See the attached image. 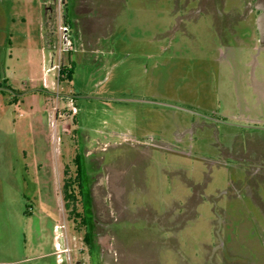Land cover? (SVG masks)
Returning a JSON list of instances; mask_svg holds the SVG:
<instances>
[{"label":"rangeland","instance_id":"1","mask_svg":"<svg viewBox=\"0 0 264 264\" xmlns=\"http://www.w3.org/2000/svg\"><path fill=\"white\" fill-rule=\"evenodd\" d=\"M0 264H264V0H0Z\"/></svg>","mask_w":264,"mask_h":264},{"label":"trees","instance_id":"2","mask_svg":"<svg viewBox=\"0 0 264 264\" xmlns=\"http://www.w3.org/2000/svg\"><path fill=\"white\" fill-rule=\"evenodd\" d=\"M78 170H79V167H78ZM78 173H79V172H78ZM78 178L81 179V174H80V173H79ZM65 185H66V184H65ZM80 186H81V187H79V192H80V194L82 195V197L84 198L85 195H84L83 192H82V184H80Z\"/></svg>","mask_w":264,"mask_h":264},{"label":"bare ground","instance_id":"3","mask_svg":"<svg viewBox=\"0 0 264 264\" xmlns=\"http://www.w3.org/2000/svg\"><path fill=\"white\" fill-rule=\"evenodd\" d=\"M59 237H60V236H59ZM56 246H57V247L59 246V248L61 247L59 241H58V244H56ZM60 251H61V250H60Z\"/></svg>","mask_w":264,"mask_h":264},{"label":"water","instance_id":"4","mask_svg":"<svg viewBox=\"0 0 264 264\" xmlns=\"http://www.w3.org/2000/svg\"><path fill=\"white\" fill-rule=\"evenodd\" d=\"M64 42H66V37L64 38Z\"/></svg>","mask_w":264,"mask_h":264},{"label":"flooded vegetation","instance_id":"5","mask_svg":"<svg viewBox=\"0 0 264 264\" xmlns=\"http://www.w3.org/2000/svg\"><path fill=\"white\" fill-rule=\"evenodd\" d=\"M67 30V29H66ZM60 249V248H59Z\"/></svg>","mask_w":264,"mask_h":264},{"label":"built area","instance_id":"6","mask_svg":"<svg viewBox=\"0 0 264 264\" xmlns=\"http://www.w3.org/2000/svg\"><path fill=\"white\" fill-rule=\"evenodd\" d=\"M66 30V29H65Z\"/></svg>","mask_w":264,"mask_h":264}]
</instances>
